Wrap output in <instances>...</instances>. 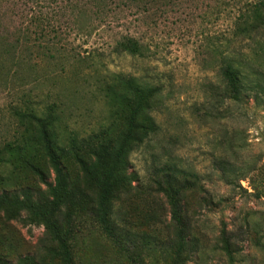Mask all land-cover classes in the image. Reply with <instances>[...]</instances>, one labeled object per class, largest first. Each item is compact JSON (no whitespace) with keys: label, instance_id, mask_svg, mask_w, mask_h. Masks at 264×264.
I'll list each match as a JSON object with an SVG mask.
<instances>
[{"label":"rangeland","instance_id":"obj_1","mask_svg":"<svg viewBox=\"0 0 264 264\" xmlns=\"http://www.w3.org/2000/svg\"><path fill=\"white\" fill-rule=\"evenodd\" d=\"M245 1L252 0H0V41L13 42L20 26L58 48L0 79V146L16 132L14 105L56 104L66 132L86 135L105 125L107 100L96 84L107 75L160 88L149 112L156 131L141 143L139 128L112 199L123 248L98 222L97 188L73 157L64 160L71 187L59 220L73 264H264V85L257 82L264 72L256 67L264 51L236 35ZM258 34L264 41V29ZM125 37L140 42L141 55L121 51ZM79 53L88 57L72 62ZM242 55L253 60L251 71H260L248 80L256 89L224 99L220 65ZM130 114L110 121L114 142L128 130ZM36 162L54 181L49 163ZM173 167L183 173L169 178ZM8 175L14 185L38 183L25 163ZM175 194L187 222L182 230L173 217ZM25 257L30 264H62L44 226L8 220L0 209V261L20 264Z\"/></svg>","mask_w":264,"mask_h":264},{"label":"trees","instance_id":"obj_2","mask_svg":"<svg viewBox=\"0 0 264 264\" xmlns=\"http://www.w3.org/2000/svg\"><path fill=\"white\" fill-rule=\"evenodd\" d=\"M80 14L86 12L82 10ZM237 14L240 15L237 18L239 32L236 35L252 40L260 51H264V41L258 34L264 29V0L243 2ZM17 29L19 33L13 42L0 41V73L7 71V75L0 78L2 81L7 80L10 73L19 74L25 65L32 64L35 60L39 62L40 58L54 56L58 49L53 40L44 42L45 40L39 36L33 38L31 33L20 31V26ZM119 45L123 52L141 55L142 45L133 37L123 38ZM256 49L258 48H254L255 52ZM80 55L79 53L71 56L72 62L78 59L84 61L88 57ZM62 59L67 63L70 61V55H64ZM252 62V59L244 55L241 58H223L220 65L223 88L220 85V93H223L224 99H240L242 94L256 89H250L248 82L253 77V72L260 74V71H251ZM256 67L264 72V62ZM110 77L107 75L104 83L96 84V92L102 93L103 98L107 100V110L103 116L105 125L99 131L93 130L86 135H78L74 130L66 132V126L55 109L56 104L37 108L28 102L22 106L11 107V117L16 121V132L0 146V209L8 220H21L44 226L58 245L62 264H73L69 232L63 229L59 220L61 208L70 197L71 187L64 160L73 157L79 163L86 181L97 188L98 222L114 244L123 248V241L119 237L121 228L113 219L112 199L122 180L126 156L128 157L132 149L129 145L138 134L139 128L145 129V134L139 138L141 143L145 142L151 131H156V120L149 112L155 108L160 88L140 77H127L115 73L113 79L117 84H114ZM257 82L258 87L264 85V81L259 78ZM125 110H131L128 130L121 133L123 137L120 140L114 142L109 123ZM141 117L143 120H140ZM63 133H66L65 139H62ZM39 158L49 163L54 172V181L49 180L45 171L36 162ZM22 163L37 176V184L14 185L9 180L8 174L20 168ZM172 169L173 176L170 172L166 173L169 178H176L183 173L178 168ZM177 194L171 195L173 217L182 230L187 222L183 207L176 198ZM224 250L231 251L229 240L225 241ZM21 261L20 264H30L27 257ZM0 264L7 263L1 260Z\"/></svg>","mask_w":264,"mask_h":264}]
</instances>
